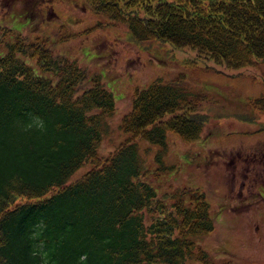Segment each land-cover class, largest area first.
Wrapping results in <instances>:
<instances>
[{
  "label": "trees",
  "instance_id": "1",
  "mask_svg": "<svg viewBox=\"0 0 264 264\" xmlns=\"http://www.w3.org/2000/svg\"><path fill=\"white\" fill-rule=\"evenodd\" d=\"M4 1L3 7L18 0ZM21 1L30 27H36L35 18L37 24L39 17L51 21L53 13L60 18L55 3L77 2L98 20L94 29L122 27L144 49H192L196 59L213 61L216 72L229 76L256 67L264 81V0ZM4 24L0 264H219L200 242L216 226L203 190L159 192L149 178L171 167L163 162L169 132L192 141L215 117L258 116L226 115L215 95L192 88L183 73L157 78L137 89L121 124L127 137L100 156L103 139L114 132L117 105L88 65L56 52L57 44L77 34L60 35L57 29L46 38ZM169 52V64L195 74L196 60L187 68V60ZM250 103L264 114V92ZM142 143L146 154L158 148L154 168ZM88 163L91 170L67 183Z\"/></svg>",
  "mask_w": 264,
  "mask_h": 264
},
{
  "label": "rangeland",
  "instance_id": "2",
  "mask_svg": "<svg viewBox=\"0 0 264 264\" xmlns=\"http://www.w3.org/2000/svg\"><path fill=\"white\" fill-rule=\"evenodd\" d=\"M4 3V0H0V22L9 25L15 32L30 30L34 35L46 38L57 29L60 35L77 34L57 44L56 52L88 65L113 92L117 105L111 122L114 132L103 139L98 150L100 156L108 155L125 135L127 137L121 124L124 115L132 109L137 89L146 88L157 78L167 80L183 73L192 88L209 98L215 95V101L223 104L221 106L226 115L250 111L258 116L254 121L234 116L215 117L201 137L192 141H185L180 135L169 132L163 162L171 167L159 170V175L149 180L159 192L167 188L186 187L203 190L216 226L200 242L217 263L264 264V222L259 230L256 224L258 217L254 215L255 205L261 200L253 195L255 193L251 188L240 194L244 177H249L246 180L253 183L260 175L258 163L264 161V114L250 103L264 92V81L257 68L247 66L243 68L245 74L229 76L216 72L213 61L196 59L192 49L172 50L169 44L144 49L133 44L122 27L94 29L98 20L77 2L55 3L60 18L56 17V13L52 14L54 21L39 17L40 24L35 18L31 24L36 27H30L29 21L22 17L21 0L15 5L3 7ZM165 51L187 60V68H194L190 61L195 63L196 60L198 67H195V74L185 72L172 62L169 64ZM220 68L231 73L224 65H220ZM36 70L41 74L39 69ZM144 146L147 143H142L143 156L154 168L158 148L153 146L146 154ZM92 167L90 163L80 167L67 183L81 178ZM247 199L253 202L251 206L254 209L250 206L246 209L240 207L247 203ZM260 207L264 208V204H260Z\"/></svg>",
  "mask_w": 264,
  "mask_h": 264
},
{
  "label": "flooded vegetation",
  "instance_id": "3",
  "mask_svg": "<svg viewBox=\"0 0 264 264\" xmlns=\"http://www.w3.org/2000/svg\"><path fill=\"white\" fill-rule=\"evenodd\" d=\"M258 164H259V167L261 169L260 170V175H258V178L257 177L255 178L253 183H251L250 180H249V182L246 180L249 177H244V180L241 183V192H240V194H242L243 192L247 191L248 188L249 189L251 188L253 190L252 193H255L253 195L254 196L257 195L258 198H260L261 202H258L255 205V209H254L251 206V204L253 202H251V201H249L247 199V203H244L243 206L240 205V207L242 209H246V208H248L250 206V207H252V209L255 210L254 215H255L256 218L258 217V221H257L256 224H257L258 229L260 230L262 222H264V208L260 207V204H264V161H260ZM248 198H250V197H248Z\"/></svg>",
  "mask_w": 264,
  "mask_h": 264
}]
</instances>
